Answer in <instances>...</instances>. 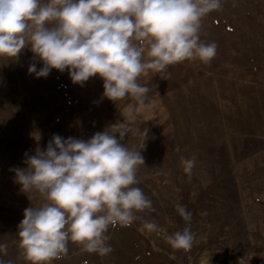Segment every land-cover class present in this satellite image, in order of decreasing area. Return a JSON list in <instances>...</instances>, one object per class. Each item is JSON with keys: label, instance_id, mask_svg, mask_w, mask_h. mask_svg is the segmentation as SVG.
I'll use <instances>...</instances> for the list:
<instances>
[{"label": "rangeland", "instance_id": "374dc122", "mask_svg": "<svg viewBox=\"0 0 264 264\" xmlns=\"http://www.w3.org/2000/svg\"><path fill=\"white\" fill-rule=\"evenodd\" d=\"M200 36L216 43V56L170 65L167 79L151 70L141 75L153 107L138 112L133 126L148 135L129 133L122 141L141 150L136 186L156 209L137 215L160 231L148 232L141 220L110 227L111 254L69 242L67 256L52 264H264V0H223L202 20ZM31 64L43 67L30 46L16 58L0 56V244H7L0 259L13 264H30L18 225L26 208L44 202L22 191L13 169L26 168L54 135L86 141L123 122L136 103L104 96L98 75L74 84L67 69L37 77ZM192 156L188 175L181 157ZM177 204L192 213L195 242L188 252L165 238L187 226Z\"/></svg>", "mask_w": 264, "mask_h": 264}, {"label": "clouds", "instance_id": "9594fccd", "mask_svg": "<svg viewBox=\"0 0 264 264\" xmlns=\"http://www.w3.org/2000/svg\"><path fill=\"white\" fill-rule=\"evenodd\" d=\"M223 0H0V56L16 58L30 46L43 67L29 73L47 77L52 69H66L74 84L91 77L103 80L104 96L112 101L131 98L123 122L90 139L54 135L46 150H37L26 168L13 169L25 193L43 198L24 210L18 225L19 247L30 264H52L69 252V242L87 253L113 252L109 228L128 227L141 220L148 232L158 224L137 213L155 212L152 201L136 186L141 150L122 143L125 136H147L133 126L142 109H151L150 87L139 82L149 70L167 79L170 65L185 60L209 63L215 42L201 40L202 20L222 8ZM145 54L149 59H145ZM191 175L196 157H181ZM176 210L186 227L166 235L177 250L191 251L195 234L192 213ZM7 254V244H0ZM0 264H13L0 259ZM86 264V262H85Z\"/></svg>", "mask_w": 264, "mask_h": 264}]
</instances>
